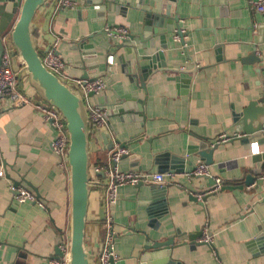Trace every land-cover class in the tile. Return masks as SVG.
Segmentation results:
<instances>
[{"label": "crops", "instance_id": "obj_1", "mask_svg": "<svg viewBox=\"0 0 264 264\" xmlns=\"http://www.w3.org/2000/svg\"><path fill=\"white\" fill-rule=\"evenodd\" d=\"M77 1V8L56 9L50 24L56 38L51 48L64 63L65 80L104 82L105 89L90 95L89 103L108 111L114 149L126 146L117 163L120 171L178 175L163 186L118 188L106 211L116 234L115 264H264V132L213 151L210 173L226 189L206 203L195 194L206 190L211 178L184 175L200 162L207 164L200 156L207 143L213 146L223 133L258 128L260 111L247 117L244 112L264 100V16L247 0ZM47 10L36 18L44 54L51 46L43 32ZM118 26L126 27L134 41L109 40L104 28ZM178 27L185 45L175 40ZM158 50L164 57L152 69L148 58ZM31 87L27 78L21 80L25 104L0 103V172L5 171L0 264H50L58 256L59 238H69V164L53 150L57 133L36 110L43 101ZM106 146L102 134L92 130L86 245L96 257L104 238L100 211L105 203L104 178L97 169L108 163ZM247 174L254 177L250 186ZM13 186L30 191L35 201L19 202ZM204 236L211 242H202ZM155 244L160 247L147 249Z\"/></svg>", "mask_w": 264, "mask_h": 264}, {"label": "water", "instance_id": "obj_2", "mask_svg": "<svg viewBox=\"0 0 264 264\" xmlns=\"http://www.w3.org/2000/svg\"><path fill=\"white\" fill-rule=\"evenodd\" d=\"M58 1L59 0H23L19 2L16 0H0V65L1 54L4 52L5 48L8 47L13 57V68L15 72L19 74V88L21 80L27 78L29 84L34 88L40 99L49 106L57 109L66 122L69 136L68 164L71 190L68 264H97V257L88 250L86 245L90 200L93 191L91 131L95 129L102 134L104 143L107 145L105 149L109 152L115 148V143L111 137L109 125L96 127L91 124L87 103L82 96L75 92L74 85L70 81L67 82L64 78L54 74L43 63L42 56L44 53L39 49L36 18L43 8L48 7L43 27L45 39L49 40L51 44L50 48L46 51L48 52L52 49L51 47L53 44L55 45L56 43V38L50 33V24L57 9ZM177 20L178 17L176 18V21ZM176 33L182 39L181 44L185 45L183 39L184 33L180 27L177 28ZM4 38H6L5 42ZM131 39L134 40L133 37H131ZM163 57L164 52L158 50L156 54L148 58L150 62L149 66L151 67L152 65V69H157L158 66H153V63ZM255 58L257 62H260L258 57L255 56ZM19 61L23 65L22 67L19 65ZM161 66L165 68L166 65L161 64ZM256 71L260 79L263 80L262 71L259 66ZM92 95L93 94H91V96ZM260 103L264 104V100L262 102H252L245 109L244 115L246 117L253 111H260L262 115L260 124L258 128L254 130V133H251L249 129H245V134H247L248 137L250 135L251 137L252 135L261 136L264 132V106H259ZM248 137L242 140L244 144L248 142ZM212 145L213 146L210 147L207 143V146L200 152V156L204 158L207 165L213 164L211 154L219 147L218 144L212 143ZM125 147L126 146L121 145L120 149L124 150ZM253 172L256 174L259 173L257 170ZM101 175L104 177L103 173H101ZM253 182V175L247 174L245 176V185L250 186ZM214 184L215 180L210 179L209 186ZM162 189H165V187H162ZM222 189H226V187ZM100 215L101 220L104 221L106 217L105 203L101 206ZM191 239L194 241L196 238L192 236ZM259 239L262 240V238ZM61 243L62 238H59L58 245ZM158 247L160 246L155 244V246L147 247V249ZM57 255H61L59 249L57 250ZM112 264H115V262L112 261Z\"/></svg>", "mask_w": 264, "mask_h": 264}, {"label": "built area", "instance_id": "obj_3", "mask_svg": "<svg viewBox=\"0 0 264 264\" xmlns=\"http://www.w3.org/2000/svg\"><path fill=\"white\" fill-rule=\"evenodd\" d=\"M249 8L256 13L264 16V0H247ZM79 5L77 0H59L57 4L58 10L74 9ZM103 32L111 39H118L123 43H129L134 40L131 39L129 31L124 26L118 27H105ZM181 37L176 34L175 40L178 41ZM6 38H4V42ZM42 60L44 65L50 69L54 74L64 78V63L55 51V48L50 49L43 54ZM19 74L13 68V57L8 47L5 48L1 54L0 65V103L8 99L14 106H21L27 102L25 93L19 88ZM65 79V78H64ZM74 87L75 92L82 96L88 107L89 120L93 126L103 127L108 126L109 113L106 109L91 105L89 103V96L91 94H99L105 89V84L101 79L97 80H81L74 79L70 81ZM36 110L40 112L44 120L56 131L57 137L52 142L53 150L58 154L63 161V164H68V149H69V136L66 128V122L61 113L54 107L46 103L37 104ZM241 130L232 133H223L219 136L216 144H225L234 140H240L246 137ZM126 154L125 150L117 148L109 152V160L106 165L97 169V172L103 173V187L105 192L106 211L108 207L114 204L117 200L118 188L124 185L138 186L140 184L150 185H166L175 182L178 175L174 172L169 173H155V172H139V171H120L117 168V163L121 160L122 156ZM5 175V171L0 172V177ZM188 179L194 178H211L215 180V184L206 188L202 192L195 194L197 200L206 203L210 196L221 191L224 182L220 178H213L210 173L209 166L200 162L195 168L184 174ZM93 182V181H92ZM12 192L16 193V199L21 202L35 201L33 194L26 189H17L15 186L11 187ZM104 238L100 254L97 256V264H112V261L117 260L115 253V231L113 222L108 215L103 221ZM202 242H211L209 236H204ZM70 239L66 241L62 239L59 245L60 256L54 257L50 260V264H68L69 260Z\"/></svg>", "mask_w": 264, "mask_h": 264}, {"label": "bare ground", "instance_id": "obj_4", "mask_svg": "<svg viewBox=\"0 0 264 264\" xmlns=\"http://www.w3.org/2000/svg\"><path fill=\"white\" fill-rule=\"evenodd\" d=\"M32 88V87H31Z\"/></svg>", "mask_w": 264, "mask_h": 264}]
</instances>
